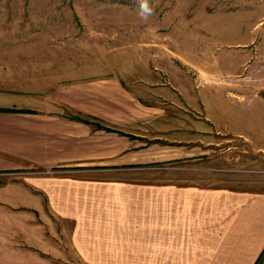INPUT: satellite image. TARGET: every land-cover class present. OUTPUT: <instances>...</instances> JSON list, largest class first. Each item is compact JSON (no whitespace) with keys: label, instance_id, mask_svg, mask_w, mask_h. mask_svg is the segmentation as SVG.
<instances>
[{"label":"crops","instance_id":"obj_1","mask_svg":"<svg viewBox=\"0 0 264 264\" xmlns=\"http://www.w3.org/2000/svg\"><path fill=\"white\" fill-rule=\"evenodd\" d=\"M256 1L264 10V0ZM6 42H0V210L22 232L8 245L5 264H264L263 188L207 184L190 167L156 168L150 179L138 170L146 159L196 162L202 158L191 157L202 147L156 141L165 139L166 116L121 77L78 78L72 67L57 73L56 57L23 58L31 44ZM3 48L22 51L16 58ZM30 60V79H20ZM52 79L59 83L40 94ZM16 80L25 84L11 85ZM16 96L27 105L13 102ZM197 134L194 142L204 134L199 126ZM152 238L154 248H144Z\"/></svg>","mask_w":264,"mask_h":264},{"label":"rangeland","instance_id":"obj_2","mask_svg":"<svg viewBox=\"0 0 264 264\" xmlns=\"http://www.w3.org/2000/svg\"><path fill=\"white\" fill-rule=\"evenodd\" d=\"M257 3L150 0L153 15L143 21L136 0H0V42L31 44L23 58L56 57L55 65L63 68L57 73L72 67L78 78L117 75L132 91L156 101L168 121L162 130L168 141H156L203 150L192 155L202 158L196 162L146 159L138 170L150 179L156 168L182 173L190 167L207 184L264 189V10ZM3 51L17 58L22 50ZM31 62L20 79H30ZM37 64L41 70L45 62ZM58 83L46 81L40 94ZM152 89L159 95L152 96ZM12 99L27 105L25 97ZM198 126L204 134L194 142ZM8 212L0 210V264L12 252L13 236L22 232L5 219ZM149 242L144 248H154V238Z\"/></svg>","mask_w":264,"mask_h":264},{"label":"clouds","instance_id":"obj_3","mask_svg":"<svg viewBox=\"0 0 264 264\" xmlns=\"http://www.w3.org/2000/svg\"><path fill=\"white\" fill-rule=\"evenodd\" d=\"M138 5V15L141 20L147 21L150 16L153 15V8L150 4V0H136Z\"/></svg>","mask_w":264,"mask_h":264},{"label":"trees","instance_id":"obj_4","mask_svg":"<svg viewBox=\"0 0 264 264\" xmlns=\"http://www.w3.org/2000/svg\"><path fill=\"white\" fill-rule=\"evenodd\" d=\"M85 121H86L87 123H89V124L95 125L96 127L103 128V129H105V130H107V131L117 132L116 130H114V129L110 128V127L102 126L101 124L96 123V122L93 121V120L86 119Z\"/></svg>","mask_w":264,"mask_h":264}]
</instances>
